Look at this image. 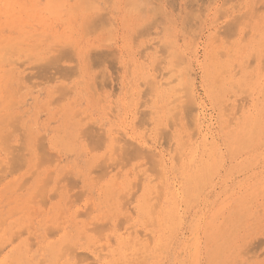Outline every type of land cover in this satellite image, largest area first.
<instances>
[{
  "label": "rangeland",
  "instance_id": "obj_1",
  "mask_svg": "<svg viewBox=\"0 0 264 264\" xmlns=\"http://www.w3.org/2000/svg\"><path fill=\"white\" fill-rule=\"evenodd\" d=\"M0 264H264V0H0Z\"/></svg>",
  "mask_w": 264,
  "mask_h": 264
},
{
  "label": "bare ground",
  "instance_id": "obj_2",
  "mask_svg": "<svg viewBox=\"0 0 264 264\" xmlns=\"http://www.w3.org/2000/svg\"><path fill=\"white\" fill-rule=\"evenodd\" d=\"M203 1H204V0H203ZM192 2H193V0H192ZM194 2H195V1H194ZM201 2H202V1H201ZM202 5H203V4H202ZM188 6H189V5H188ZM200 7H201V6H200ZM192 9H193V8H192ZM190 12H191V11H190ZM194 12H195V11H194ZM187 16H188V15H187ZM240 16H241V15H240ZM189 17H190V15H189ZM195 17H197V16H195ZM238 20H240V19H238ZM230 22H231V20H230ZM238 22H239V21H237L236 23L238 24ZM227 24H229V23L227 22ZM234 24H235V23H234ZM234 24H233V25H234ZM233 25H232V27H234V26L237 27V25H234V26H233ZM238 25H239V24H238ZM229 26H231V25H229ZM229 26H228V28L230 29L231 27H229ZM231 29H233V28H231ZM231 29H230V30H231ZM235 29H237V28L234 27V30H235ZM228 32H229V30H228ZM236 32H237V31H236ZM222 34H223V33H222ZM230 34H232V32H231ZM232 35H233V34H232ZM228 36H229V35H228ZM227 39H228V38H227ZM67 45H69V44H67ZM70 45H71V44H70ZM70 47H71V46H70ZM60 48H61V47H60ZM50 49H51V48H50ZM58 50H59V49H58ZM61 50H63V49H61ZM69 51H70V50H69ZM98 51H100V50H98ZM95 52H96V51H95ZM64 53H66V51H64L63 54H64ZM60 54H62V53H60ZM70 55H71V54H69V56H70ZM59 56H60V55H59ZM59 56H58V58H59ZM67 56H68V55H66V57H67ZM86 56H87V55H86ZM97 56H98V55H97ZM72 57H73V56H72ZM88 57H89V55H88ZM60 58H61V57H60ZM71 59H72V58H71ZM47 60H48V59H47ZM55 61H56V60H55ZM46 63H48V62L46 61ZM46 63H45V64H46ZM59 65H60V64H59ZM59 65H58V66H59ZM51 66H52V65H51ZM62 66H63V65H62ZM40 67H41V66H40ZM43 67H44V66H43ZM66 67H67V66H66ZM44 68H45V67H44ZM68 68H69V66H68ZM56 69L58 70V68H56ZM47 71H48V69H47ZM60 71H61V70H60ZM60 71H59V72H60ZM57 73H58V72H57ZM67 73H68V72H67ZM69 73H70V72H69ZM44 74H45V73H44ZM44 74L42 73V75H44ZM63 74H64V73H63ZM40 75H41V74H40ZM42 75H41V76H42ZM45 75H46V74H45ZM41 76H39V77H41ZM52 76H53V75H52ZM61 76H62V73H61ZM44 77H45V76H44ZM42 78H43V76H42ZM62 97H64V96H62ZM59 99H60V98H59ZM89 128H90V127H88V129H89ZM85 129H86V128H85ZM94 133H95V131H94ZM97 137H99V136H97ZM98 139H99V138H98ZM37 140H38V139H37ZM37 140H36V141H37ZM94 141H96V140H94ZM36 143H37V142H36ZM91 145H92V144H91ZM95 145L97 146V144H95ZM128 147H129V146H128ZM130 147H131V146H130ZM93 148H95V146H94ZM126 149H127V148H126ZM128 149H129V148H128ZM123 151H125V150H123ZM122 153L124 154V152H122ZM140 153H141V151H140ZM117 154H118V153H117ZM21 155H22V154H21ZM38 155H39V154H38ZM124 155H125V154H124ZM19 156H20V155H19ZM22 156H23V155H22ZM25 158H26V157H25ZM120 159H121V158H120ZM23 162H24V161H23ZM19 163H20V162H19ZM38 163H39V162H38ZM111 163H112V162H111ZM111 163H110V164H111ZM20 164H21V163H20ZM36 164H37V162H36ZM18 165H19V164H18ZM37 166H39V165H37ZM69 181H70V179H69ZM40 187H41V186H40ZM39 191H40V190H39Z\"/></svg>",
  "mask_w": 264,
  "mask_h": 264
}]
</instances>
